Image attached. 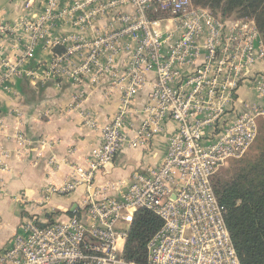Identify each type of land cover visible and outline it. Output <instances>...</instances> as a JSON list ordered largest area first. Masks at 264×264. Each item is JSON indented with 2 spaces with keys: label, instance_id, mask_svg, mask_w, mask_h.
Instances as JSON below:
<instances>
[{
  "label": "built area",
  "instance_id": "obj_1",
  "mask_svg": "<svg viewBox=\"0 0 264 264\" xmlns=\"http://www.w3.org/2000/svg\"><path fill=\"white\" fill-rule=\"evenodd\" d=\"M43 1L44 13L35 20L0 22V41L19 33L27 37L20 61L6 64L7 76L23 72L24 63L46 38L47 23L79 15L77 25L91 26L104 14L131 6L133 14L120 16L121 31L93 42L74 38L59 59L62 63L77 50L87 49L86 61L68 75L80 82L93 74L98 81L102 73H112L115 58L128 50L131 84L124 108L102 129L88 167L74 166L70 180L51 190L65 196L85 185L89 190L85 207L72 214L48 212L26 219L0 253V264H136L125 259L124 249L139 210L163 221L147 246L146 264H242L212 178L248 153L264 118V72L256 71L264 62V40L255 21L217 18L193 0H70L63 12L57 11L61 0ZM153 7L155 13L168 16L151 19ZM17 40L21 44L23 37ZM66 43L55 40L54 45ZM102 56H107L105 66ZM150 72L157 76L151 93L156 105L147 110L149 118L135 145L163 134L165 122L172 120L177 129L169 136L167 153L159 165L136 174L130 183L97 188V176L112 166L125 143L128 106ZM246 82L262 104L241 100ZM86 124L96 127L91 118ZM19 143L28 148L23 137Z\"/></svg>",
  "mask_w": 264,
  "mask_h": 264
},
{
  "label": "crops",
  "instance_id": "obj_2",
  "mask_svg": "<svg viewBox=\"0 0 264 264\" xmlns=\"http://www.w3.org/2000/svg\"><path fill=\"white\" fill-rule=\"evenodd\" d=\"M70 5V0H61L57 11L63 12ZM44 9L43 0H0V22L14 25L35 20ZM133 13L131 6H123L83 27L76 24L79 15L73 20L63 16L47 23L46 38L24 63L23 72L12 76H7L6 64L20 61L27 37L19 33L0 41V253L10 244L15 230L31 216L72 214L85 207L87 186L65 196L52 194L51 190L70 180L74 166L88 167L93 150L100 144L102 129L124 108L125 92L131 84L127 76L131 53L122 51L115 58L112 73H102L98 81H94L93 74L80 82L68 75L70 69L86 61L87 49L77 50L62 63L59 59L73 45L74 38L93 42L117 33L123 28L120 16ZM20 37L23 41L18 44ZM55 40L67 43L55 46ZM106 58L100 59L102 66ZM256 71L264 72V62L257 65ZM156 82L153 72L144 77L128 106L125 143L112 166L99 173L95 187L130 183L136 174L159 165L165 157L169 136L177 129L172 120L165 122L163 134L135 145L142 124L149 118L147 110L156 105L151 98ZM240 98L245 103L262 104L250 82L240 89ZM90 118L96 127L86 124ZM19 137L26 140L28 148H21Z\"/></svg>",
  "mask_w": 264,
  "mask_h": 264
},
{
  "label": "trees",
  "instance_id": "obj_3",
  "mask_svg": "<svg viewBox=\"0 0 264 264\" xmlns=\"http://www.w3.org/2000/svg\"><path fill=\"white\" fill-rule=\"evenodd\" d=\"M193 3L223 20H254L264 40V0H193ZM154 10L155 7L149 10L153 20L168 16ZM256 141L260 152L254 159L243 161L244 156L231 160L240 165L229 178L215 182L220 170L212 178L215 195L227 209V227L242 264H264V122ZM162 226L163 221L152 212L137 211L125 244V259L146 264L147 246Z\"/></svg>",
  "mask_w": 264,
  "mask_h": 264
},
{
  "label": "rangeland",
  "instance_id": "obj_4",
  "mask_svg": "<svg viewBox=\"0 0 264 264\" xmlns=\"http://www.w3.org/2000/svg\"><path fill=\"white\" fill-rule=\"evenodd\" d=\"M264 119H260L259 121V127L261 128V125L263 124ZM260 152V144L256 141L248 153L245 155L243 161H250L254 159ZM241 163V162H240ZM240 164L238 162H230L226 166L220 169V171L217 173L218 175L216 176L215 182L216 181H224L225 179L229 178L235 170L238 168Z\"/></svg>",
  "mask_w": 264,
  "mask_h": 264
}]
</instances>
